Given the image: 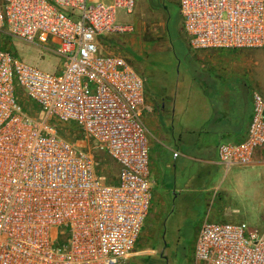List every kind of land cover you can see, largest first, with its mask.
Segmentation results:
<instances>
[{
    "label": "built area",
    "instance_id": "2783aa9c",
    "mask_svg": "<svg viewBox=\"0 0 264 264\" xmlns=\"http://www.w3.org/2000/svg\"><path fill=\"white\" fill-rule=\"evenodd\" d=\"M136 2L0 0V33L61 61L53 74L0 49V264H126L133 255L152 201L144 79L105 45L133 32L116 21ZM178 11L193 50H264V0H179ZM54 123L75 127L84 144ZM259 151L264 96L254 92L244 138L219 144L217 164L247 169ZM193 256L264 264V228L204 221Z\"/></svg>",
    "mask_w": 264,
    "mask_h": 264
},
{
    "label": "rangeland",
    "instance_id": "374dc122",
    "mask_svg": "<svg viewBox=\"0 0 264 264\" xmlns=\"http://www.w3.org/2000/svg\"><path fill=\"white\" fill-rule=\"evenodd\" d=\"M178 1L137 0L132 15L119 12L116 21L118 25L130 24L133 32L116 35L105 45V51L128 59L144 79L142 121L145 126L152 113L164 104L170 105L178 78L192 70L191 53L202 51L191 49L187 43ZM0 49L45 72L55 74L61 65L51 48L29 45L3 33H0ZM238 51L264 52L260 49ZM24 105L31 115L38 112L30 102ZM54 124L62 138L84 144L79 131L70 125ZM160 128L157 132L156 128L149 127L151 207L126 264H200L194 259L193 249L204 221L264 228V162L254 169H238L233 173L236 169H232L230 174H225L217 165L195 158L194 150H184L190 144L186 147L187 144L175 141L178 126L173 121L165 120ZM177 147L182 149V155L174 160L171 153ZM104 163L106 166L100 173L110 181L115 167L107 159Z\"/></svg>",
    "mask_w": 264,
    "mask_h": 264
},
{
    "label": "crops",
    "instance_id": "0c3cea01",
    "mask_svg": "<svg viewBox=\"0 0 264 264\" xmlns=\"http://www.w3.org/2000/svg\"><path fill=\"white\" fill-rule=\"evenodd\" d=\"M190 56L192 70L178 78L170 105H162L147 118L148 136L149 127L158 132L165 120L173 121L178 126L175 141L187 144L186 147L191 145L184 150H194L198 160L220 167L216 158L218 145L244 138L251 114V95L258 92L264 96V52L209 49L193 51ZM158 134L162 136L161 132ZM180 150L177 147L174 151L180 156ZM263 154L256 153L249 169L261 166Z\"/></svg>",
    "mask_w": 264,
    "mask_h": 264
},
{
    "label": "trees",
    "instance_id": "16d2710c",
    "mask_svg": "<svg viewBox=\"0 0 264 264\" xmlns=\"http://www.w3.org/2000/svg\"><path fill=\"white\" fill-rule=\"evenodd\" d=\"M71 127H73V126H71ZM74 129H75V127H73Z\"/></svg>",
    "mask_w": 264,
    "mask_h": 264
}]
</instances>
